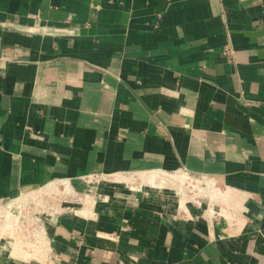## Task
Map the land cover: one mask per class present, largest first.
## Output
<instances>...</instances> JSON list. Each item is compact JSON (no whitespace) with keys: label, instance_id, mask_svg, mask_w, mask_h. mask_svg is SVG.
I'll return each instance as SVG.
<instances>
[{"label":"crops","instance_id":"1","mask_svg":"<svg viewBox=\"0 0 264 264\" xmlns=\"http://www.w3.org/2000/svg\"><path fill=\"white\" fill-rule=\"evenodd\" d=\"M58 178L55 264H264V0H0V201Z\"/></svg>","mask_w":264,"mask_h":264},{"label":"built area","instance_id":"2","mask_svg":"<svg viewBox=\"0 0 264 264\" xmlns=\"http://www.w3.org/2000/svg\"><path fill=\"white\" fill-rule=\"evenodd\" d=\"M179 173L185 189L191 194H206L215 186L210 184L211 178L196 177L182 170ZM99 178V175L90 174L83 180L91 184L98 182ZM87 190L84 195L92 193L94 186ZM82 196L83 192L74 186L71 179L58 178L1 200L0 252L23 264L57 263L59 257L53 250L48 225L65 216H79L80 208L73 204L80 203ZM211 212L209 215L213 217L220 215V212Z\"/></svg>","mask_w":264,"mask_h":264},{"label":"rangeland","instance_id":"3","mask_svg":"<svg viewBox=\"0 0 264 264\" xmlns=\"http://www.w3.org/2000/svg\"><path fill=\"white\" fill-rule=\"evenodd\" d=\"M190 174H191V173H190ZM173 175H174L176 178L179 177V174L174 173ZM191 175H193V174H191ZM174 176H173V177H174ZM194 176H195V175H194ZM196 177H200V178H201L202 176H196Z\"/></svg>","mask_w":264,"mask_h":264},{"label":"bare ground","instance_id":"4","mask_svg":"<svg viewBox=\"0 0 264 264\" xmlns=\"http://www.w3.org/2000/svg\"><path fill=\"white\" fill-rule=\"evenodd\" d=\"M150 174H151V173H150ZM153 176H156V177H157V175H155V174H154ZM152 178H153V177H152ZM168 179H169V178H168ZM154 181H155V180H154ZM156 181H157V180H156Z\"/></svg>","mask_w":264,"mask_h":264}]
</instances>
